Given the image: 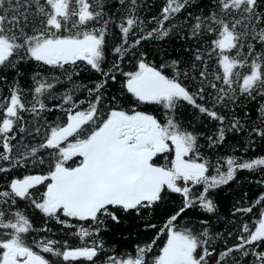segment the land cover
Here are the masks:
<instances>
[{"label": "snow or ice", "instance_id": "6c2138e0", "mask_svg": "<svg viewBox=\"0 0 264 264\" xmlns=\"http://www.w3.org/2000/svg\"><path fill=\"white\" fill-rule=\"evenodd\" d=\"M0 264H264V0H0Z\"/></svg>", "mask_w": 264, "mask_h": 264}]
</instances>
